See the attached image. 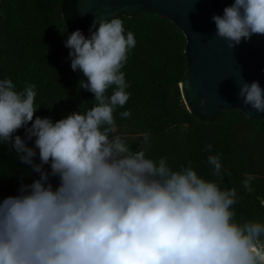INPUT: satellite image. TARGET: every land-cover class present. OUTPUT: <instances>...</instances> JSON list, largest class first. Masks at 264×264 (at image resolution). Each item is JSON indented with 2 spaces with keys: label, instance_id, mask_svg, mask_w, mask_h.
Masks as SVG:
<instances>
[{
  "label": "clouds",
  "instance_id": "9594fccd",
  "mask_svg": "<svg viewBox=\"0 0 264 264\" xmlns=\"http://www.w3.org/2000/svg\"><path fill=\"white\" fill-rule=\"evenodd\" d=\"M212 19L216 35L234 48L264 35V0H234ZM65 45L71 68L86 77L80 87L94 94L87 111L55 122L35 116L36 86L18 91L10 78L0 80V142L12 144L21 162L40 173L19 195L0 202V264H264V223L235 220L234 187L222 190L190 162L176 171L166 158H146L147 134L139 151L111 135L114 111L130 96L121 69L136 46L134 33L125 32L117 16L97 18L89 36L77 29ZM239 96L264 112L259 81L241 80ZM21 127L28 140L35 137L34 147L19 135L13 140ZM36 149L40 163L34 162ZM207 163L224 179L218 155ZM46 164L60 178L56 188L47 183ZM254 179L246 174L243 181L249 193Z\"/></svg>",
  "mask_w": 264,
  "mask_h": 264
},
{
  "label": "trees",
  "instance_id": "16d2710c",
  "mask_svg": "<svg viewBox=\"0 0 264 264\" xmlns=\"http://www.w3.org/2000/svg\"><path fill=\"white\" fill-rule=\"evenodd\" d=\"M117 17L125 32L134 33L136 46L121 69L130 96L114 111L117 131L111 135H120L139 151L147 134L146 158L156 162L166 158L176 171L190 162L198 175L217 182L222 190L236 189L232 209L237 222L264 223V121L247 117L240 109L223 110L213 118L190 112L180 89L188 61L183 31L169 18L148 11ZM92 24L82 22L77 0H0V80L10 78L18 91L36 86L35 116L55 122L94 106V94L80 87L86 77L71 68L70 49L65 45L77 29L89 36ZM113 88L108 89L109 95ZM126 110L131 116L121 117ZM26 127L18 129L13 140L19 135L34 147L35 137L27 139ZM209 144L210 152L205 150ZM36 153L34 162L40 163L38 149ZM20 155L12 144L0 142V202L19 195L22 184L40 179V173L21 162ZM210 155L220 157L224 179L214 175L207 163ZM44 169L49 173L47 183L58 187L60 178L51 175L50 164ZM246 174L255 176L251 193L243 186Z\"/></svg>",
  "mask_w": 264,
  "mask_h": 264
},
{
  "label": "water",
  "instance_id": "95a60500",
  "mask_svg": "<svg viewBox=\"0 0 264 264\" xmlns=\"http://www.w3.org/2000/svg\"><path fill=\"white\" fill-rule=\"evenodd\" d=\"M234 0H77L82 22L113 18L121 13L152 12L169 18L186 37L187 74L180 83L190 112L213 118L223 110L240 109L247 117L264 121V112L243 104L239 96L241 80L259 81L264 88V35L254 34L234 48L216 35L212 19L223 15ZM206 99L207 103L201 104Z\"/></svg>",
  "mask_w": 264,
  "mask_h": 264
}]
</instances>
